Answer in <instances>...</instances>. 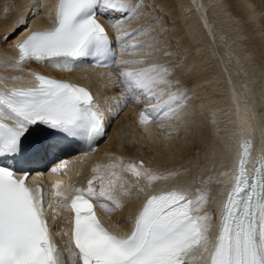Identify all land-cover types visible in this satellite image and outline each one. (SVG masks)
I'll use <instances>...</instances> for the list:
<instances>
[{
  "label": "snow or ice",
  "instance_id": "1",
  "mask_svg": "<svg viewBox=\"0 0 264 264\" xmlns=\"http://www.w3.org/2000/svg\"><path fill=\"white\" fill-rule=\"evenodd\" d=\"M139 8L131 0H59L54 26L33 31L19 41V57L11 67L37 61L71 71L87 66L83 62L89 58L96 66L119 67L117 79L125 91V107L128 102L146 105L140 112L142 125L174 119L185 111L188 100L186 95L167 91L179 84L171 79L175 69L149 62L152 52L136 59L122 58L150 43L137 41L144 28L128 31L123 27L138 16ZM98 9L123 14V18L110 21L120 48L118 60L113 53V38L97 18ZM49 18L53 19L52 13ZM32 75L31 87L0 89V158L21 153L25 138L41 127L49 135L35 141L36 152L52 147L48 140L57 135L81 139L88 151H93V142L105 134L104 118L93 94L68 81ZM166 94L169 98L161 102ZM242 147L236 181L214 238L211 216L207 212L193 214L207 202L206 197L190 199L178 190L149 196L130 234H114L95 213V181L101 184L99 196L111 200L114 185L122 177L117 176L116 165L110 166V173L94 176L86 189H76L70 203L62 205L74 213V248L70 249L74 264L76 260L79 264H264V160L249 174L251 139ZM99 168L94 171L99 172ZM127 170L137 180L142 175L148 181L159 178L144 168L142 161ZM30 179L28 172L0 166V264H63L46 218V207L51 205L46 204L44 189L33 187ZM56 188V196L68 200L59 183ZM128 194L130 189H125L124 195ZM99 206L111 213L122 206V201L115 207L106 203Z\"/></svg>",
  "mask_w": 264,
  "mask_h": 264
},
{
  "label": "bare ground",
  "instance_id": "2",
  "mask_svg": "<svg viewBox=\"0 0 264 264\" xmlns=\"http://www.w3.org/2000/svg\"><path fill=\"white\" fill-rule=\"evenodd\" d=\"M145 1L148 2L149 8L155 7L150 15L144 12L145 8H148V6L145 7ZM171 1L131 0L140 5L139 14L131 23L123 27L128 31L144 28L143 34L138 36L137 41L150 43L137 53L125 55L122 58L136 59L145 53L152 52L149 62L154 61L174 68L175 75L171 79L178 80L179 84L167 91L188 97L185 111L174 119L144 126L140 123L139 112L146 105L135 102L129 106L127 104L124 113L119 118L117 116V120L111 127L108 140L98 145L96 151H78L75 144L70 143L67 147L59 144L62 147L58 148L61 160L54 161L56 164L51 169L47 168L50 173L55 168L57 169L55 172L60 174L58 175L60 178L56 177V184L52 186L54 191H57L56 185L59 183L60 191L65 192L71 189L76 192L78 188L86 189L85 183L88 184L94 176L109 173L107 169L116 165L114 170L117 176L122 178L117 179L114 185L116 194L112 199L115 201L100 197L99 185L95 186L98 207L100 203L115 207L116 203L122 201V206L111 213L100 207L102 217L110 220L109 225L111 222L120 223L116 226L120 232L126 230L128 224L134 219L135 208H139L148 195L160 189L188 192L191 193L192 199H196L199 195L205 196L207 202L196 212L200 214L207 212L211 216L213 229L216 225V216L223 207L233 181L236 161L241 155V137H251L252 158L261 156L264 159V67H262L264 65V15L261 7L259 8L262 0H221V4L220 0ZM57 3L58 0H0V86H8L5 85V80H18L19 77L16 76L18 73L26 76L25 73L33 67L29 74L36 69L78 84L91 86L98 94L97 102L102 109V114L108 117L110 122L112 116L124 107L122 102L124 96L121 94L125 91L117 79L119 67H116L117 71L100 69L85 62L83 63L87 66L76 67L71 71L58 69L46 62H31L24 63L19 68L11 67L14 63L11 46L29 31L53 25ZM158 8L168 10L173 20L180 16L181 30L174 34L179 35L178 48L168 46L158 37L154 40L146 39L154 34L159 23L147 24L146 27L140 26L141 22L156 15L159 12ZM99 11L110 24L109 35L112 34L115 38L116 31L112 28L110 21L123 18V14L107 12L103 9ZM49 13H52L53 19L49 18ZM188 13H191V16L187 15ZM238 17L247 21L248 28H245L247 33L257 28L253 31H257L258 34L252 32L247 37L249 47L243 46L245 41L242 42V39L245 37L243 33L240 34ZM15 27L21 30L11 39L9 33L15 30ZM224 34L227 39L223 37ZM191 50H195L194 56H192L193 53L189 54ZM166 52L171 55H165ZM178 52L183 53L185 61L180 65H174L171 59ZM120 58L119 51L118 59ZM205 64L207 66L210 64L212 69L209 68L210 71L204 74L200 73ZM194 74L197 76L190 80L189 76ZM13 76L17 79H11ZM117 93L121 96L119 103L112 95ZM168 98L166 94L161 102ZM108 103L109 108H105V104ZM38 130L43 129L36 131ZM128 133L133 138L145 139L149 148L156 149L160 154L145 151L143 154L145 158H141L140 155L132 152L133 150H129V146L123 145V139ZM53 146H56V143ZM85 152L87 154H84ZM144 159V168L157 173L159 178L148 181L142 175L137 180L132 172L127 170L129 165H139ZM98 165L99 172L94 171ZM85 169H90V172ZM200 179L208 188L206 192L203 191V186L196 188V183L201 182ZM96 181L98 184L99 180ZM125 189H130V194L124 195ZM140 189L143 191L141 192ZM54 195L53 193L55 199L57 196ZM55 201L57 204L53 209L54 213L52 216L51 213H47L46 218L49 225L55 222L58 224L51 233L56 242L59 239L63 242L59 247L63 264H67L66 258L74 264L67 237L71 228L69 222L71 215L68 214L67 208L62 206L63 203L60 200L55 199ZM128 231L123 233L127 234Z\"/></svg>",
  "mask_w": 264,
  "mask_h": 264
},
{
  "label": "rangeland",
  "instance_id": "3",
  "mask_svg": "<svg viewBox=\"0 0 264 264\" xmlns=\"http://www.w3.org/2000/svg\"><path fill=\"white\" fill-rule=\"evenodd\" d=\"M177 0H172L171 2H176ZM222 3V1L220 0V4ZM262 3H264V0H262L261 1V3H260V6H259V4H258V6H259V8L261 7V9L263 10L262 12H263V15H264V5H262ZM146 6H148V2L147 1H145V7ZM263 6V7H262ZM148 8H149V6H148ZM145 8V10H144V12L145 13H147L146 15H150L151 13H153L154 11V9H155V7L154 8ZM226 8V7H225ZM159 9V8H158ZM157 9V10H158ZM149 10H151V11H149ZM159 12H157V14L156 15H154V16H152V17H148L147 19L149 20V19H151L150 21H148L147 19H144L141 23V25L140 26H146L147 24H152V23H159L158 25V28H157V30H155V32H154V34H152V35H150V36H148L146 39H156L157 37L158 38H160L161 40H163V42L164 43H166L168 46H170V47H172V48H178V45H179V41L177 40V38L179 37V35L178 36H175L174 34L178 31H180L181 30V25H180V16L179 17H176V18H174V20H173V18H172V15L168 12V10H164V8H162V9H159L158 10ZM150 12V13H149ZM187 15H189V16H191V13H188ZM144 16V15H143ZM143 16H141V17H143ZM181 16H182V14H181ZM162 22H161V21ZM238 20H239V23H240V34H244L243 35V37H245V39H242V42H244L245 41V43H244V47H249L250 45H249V40L247 39V37L248 36H250L251 35V33L253 32L254 34H258L257 33V31L256 32H254L257 28H254L252 31L251 30H249L248 31V33L246 32L247 30V21L246 20H242V18L241 17H238ZM179 24V25H178ZM161 25V26H160ZM147 27V26H146ZM149 27V26H148ZM247 27V28H246ZM17 27H15L14 29L15 30H13V31H11L10 33H9V36L11 37V39L13 38V37H15L18 33H19V31L21 30V29H16ZM246 28V29H245ZM17 30V31H16ZM243 31V32H242ZM251 31V32H250ZM247 34H246V33ZM225 39H227L226 37H225V34H224V36H223ZM223 37H221V39H223ZM220 38V37H219ZM225 39H223V40H225ZM247 45V46H246ZM244 47H241V48H244ZM194 52H195V50H191V52L189 53L190 55L193 53V55L192 56H194ZM179 53V52H178ZM176 54L175 55V57L173 58V59H171V60H173L174 61V65H180V64H182L185 60H184V57H183V53L181 52V53H179V54ZM236 58V56L234 57V59ZM186 60H188V59H186ZM176 61V62H175ZM206 66V67H205ZM209 66V67H208ZM208 66H207V64H205V65H203V67L201 68V71H200V73H206V72H208V71H210L212 68H211V65L210 64H208ZM259 66V65H258ZM208 67V68H207ZM262 67H264V65L262 66ZM209 68H210V70H209ZM243 74V73H242ZM197 76V75H196ZM195 76V74L194 75H190L189 77H191V78H189L190 80L192 79V78H195L196 77ZM114 96V95H113ZM115 97V96H114ZM193 100V99H192ZM192 100H190L191 101V103H192ZM123 102V105H124V107L121 109V110H119L118 112H117V114L115 115H113L112 116V122H111V124H109L108 126H107V129H106V131H105V135H104V139L100 142V143H98V145L100 146V145H102V143H104L105 141H107L108 140V138H109V133H110V129H111V127H113V124H114V122L117 120V116H118V118L124 113V108H126L125 107V100H123L122 101ZM129 104H132V102H128V106H129ZM105 108L106 107H108L109 108V103L108 104H105V106H104ZM106 111V110H105ZM129 126V125H128ZM129 128H131V127H129ZM128 128V129H129ZM132 129H130V131H131ZM142 139V138H141ZM137 139V138H133L132 137V135L130 134V133H128L127 134V136H125L124 137V139H123V145H125V146H129L130 147V149L129 150H133L132 152H134V153H136V154H138V155H140V157L141 158H145V155H143L144 153H145V151L146 152H148V151H151L153 154H160V152H158L156 149H154V148H152V149H150L149 148V144L146 142V141H144L145 139ZM147 144V145H146ZM139 146V147H138ZM132 148V149H131ZM143 156V157H142ZM142 162L143 161H145V159L144 160H141ZM112 168H108L107 169V172H109L110 173V170H111ZM85 171H87V172H90V169H85ZM85 175V174H84ZM199 179V178H198ZM200 181H201V186H203V191L204 192H206L207 190H208V188H206L205 186H204V183H203V180L202 179H200ZM85 185H86V187L88 186V184L87 183H85ZM95 185H99V190H100V187H101V184H100V181H99V183L97 184V181H95ZM95 188L97 189V187L95 186ZM115 191V192H114ZM114 191H113V194L114 195H112V198L115 196V194H116V190H115V188H114ZM111 201H115V200H113V199H111Z\"/></svg>",
  "mask_w": 264,
  "mask_h": 264
},
{
  "label": "water",
  "instance_id": "4",
  "mask_svg": "<svg viewBox=\"0 0 264 264\" xmlns=\"http://www.w3.org/2000/svg\"><path fill=\"white\" fill-rule=\"evenodd\" d=\"M249 139V138H248ZM251 139V138H250ZM245 140H247V138H245V137H241V140H240V142H241V146H243V142L245 141ZM251 142H252V139H251ZM198 187H201V185L200 184H198Z\"/></svg>",
  "mask_w": 264,
  "mask_h": 264
}]
</instances>
